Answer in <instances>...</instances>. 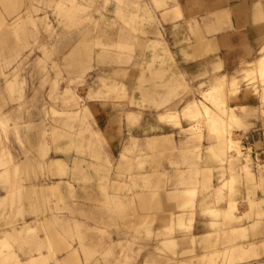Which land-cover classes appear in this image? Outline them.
<instances>
[{
	"label": "rangeland",
	"instance_id": "obj_1",
	"mask_svg": "<svg viewBox=\"0 0 264 264\" xmlns=\"http://www.w3.org/2000/svg\"><path fill=\"white\" fill-rule=\"evenodd\" d=\"M173 1L0 0V264H24L40 254L45 264H65L72 251L78 264H133L141 253L153 264H237L234 257L252 246L238 245L236 232L225 245L220 231L246 225L252 228L240 239L248 240L257 236L253 227H264V214L257 213L264 201L257 204L255 195L264 185V167L251 166L232 113L227 121L225 88L217 93L215 77L207 75L197 94L184 88L181 98L167 85L145 89L165 80L152 74L161 64V44L151 35L165 20L164 4ZM253 68L236 73L239 88L243 71ZM246 83L256 92L261 85L264 94L261 78ZM236 92L234 83L227 94ZM193 101L198 104L185 112ZM95 102L116 115L119 135L100 132L89 107ZM156 121L179 132L147 139L143 132ZM133 127L139 139L131 138ZM204 151L223 177L228 168L232 182L211 193L203 189L198 209L201 184L192 181L203 179ZM243 184L249 192L244 216L233 199ZM61 191L72 196L65 201ZM136 213H167L171 221L199 214L215 222L210 227L217 236L190 239L189 222L163 229L140 220L132 233L120 227Z\"/></svg>",
	"mask_w": 264,
	"mask_h": 264
},
{
	"label": "crops",
	"instance_id": "obj_2",
	"mask_svg": "<svg viewBox=\"0 0 264 264\" xmlns=\"http://www.w3.org/2000/svg\"><path fill=\"white\" fill-rule=\"evenodd\" d=\"M163 1L161 0V2ZM164 5L168 6L162 10L164 11L162 15L163 18L165 16V20L161 23V27H155L152 30V35L151 33L150 35L153 38L151 41L161 44V48L157 52L161 64H158L159 68L156 69L157 71H152V74L154 76L161 75L165 77V80L163 83L156 82L146 86V92L156 86L167 85V87L178 89V95L181 98L185 95L184 88L192 89V94H197L202 83H208V77L206 76H214L216 83L213 90L225 88L222 91L225 93L227 121L232 113L235 118L232 126H240L235 132L238 133L240 143L243 145V152L250 151V153L244 154L251 161V166L264 167V94L260 88L261 85L258 92H256L246 83V81H253L255 77L264 81V71H260L257 68L258 59L264 58V0H174L172 4L166 3ZM251 64H254V68L243 71L244 76L241 80L244 82L239 88V80L237 79L240 77L236 78L235 75ZM234 83H236L237 92L228 96L227 90L232 88ZM192 94L189 97H192ZM176 101L174 100L172 103ZM155 102H159V100L156 99ZM194 103L198 104L195 101L190 102L186 106L185 112H188V106ZM148 104H150V101H148ZM89 107L93 110L96 120L101 125V133L119 135V128H115L116 115H109L99 102H95ZM191 115L197 116L196 111H193ZM142 125L143 123L140 124V126ZM178 125H181L182 129H186L184 127L187 124L185 121H180ZM145 129L143 133L148 135L147 139L159 140L174 136V131L179 132L180 128L156 121V125L149 130L148 128ZM128 130L133 140L140 138L133 134L138 130L137 127L129 128ZM118 145L117 142H112V150L117 151ZM228 145L230 148L237 147L233 141H229ZM210 147V145H204V148L210 149ZM203 157L205 160L203 159L198 169L203 179L199 178L192 181V183L201 184L195 196L198 209L201 208L199 207L200 200L205 198V195H201L203 189H209L211 193L219 190L217 185L224 182L229 183L230 180L232 182L228 168L223 177L220 171V164L216 162L212 154L207 155L206 151H204ZM246 162V158L241 159V163L245 164ZM243 169L249 176V168L244 167ZM257 183L256 178V185ZM238 191L239 194L233 199L241 204L238 210L244 216L249 214V206L246 203L249 192L244 187V184ZM184 192L195 194V190L190 189ZM61 194L65 201L68 200V196H72V192L68 193V196L62 191ZM255 195L257 204L261 203L260 201H264V185L261 189L255 191ZM3 198L5 196H0V199ZM66 204H68V207L71 206V203ZM206 209H204L205 212ZM226 210V208L225 210L216 209L213 212ZM257 213L264 214V205L260 207V211H257ZM148 219L151 222L150 227H163V229L190 225L187 237L190 239L195 238L197 242H207L210 236L213 241L214 237L217 236V231L210 227V224H215V222L199 214H196L193 219L175 218L171 221L167 213H152L150 215L136 213V215H128V225L124 223L120 227L127 226L130 233H132V228L137 227L140 220L144 222ZM97 221H101V217H98ZM187 222H189V225ZM250 228L252 227H247L246 225L221 227L220 231L226 234L225 245L232 240L233 232H236L235 239L238 245L247 242L251 243V247L244 248L234 257L239 262L237 264H264V227H253L257 228V236L253 238V236L249 235L248 240H241L240 238L243 239ZM133 230L135 231V229ZM153 231H156V228ZM129 242L131 244V236L129 237ZM170 242H174V240ZM62 243L64 246L65 243ZM45 257L46 254L33 256L28 258L24 264H45L42 261ZM199 257L201 258V256ZM156 262L152 256L141 253L133 261V264H153ZM64 263L78 264L76 252L72 251L64 259Z\"/></svg>",
	"mask_w": 264,
	"mask_h": 264
},
{
	"label": "bare ground",
	"instance_id": "obj_3",
	"mask_svg": "<svg viewBox=\"0 0 264 264\" xmlns=\"http://www.w3.org/2000/svg\"><path fill=\"white\" fill-rule=\"evenodd\" d=\"M16 19V18H15ZM264 58H261L260 60L258 59V62H257V64H258V67L257 68H259V69H262V67L264 66ZM233 82V81H232ZM215 90H217V89H215ZM217 93H218V90L216 91ZM216 92H214V93H216ZM223 93V92H222ZM220 97H222V96H220ZM208 113V112H207ZM228 114H229V112H228ZM230 117H233V115L232 116H230Z\"/></svg>",
	"mask_w": 264,
	"mask_h": 264
}]
</instances>
